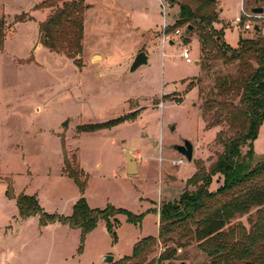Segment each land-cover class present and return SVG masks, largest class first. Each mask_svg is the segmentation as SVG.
I'll return each mask as SVG.
<instances>
[{
  "label": "rangeland",
  "instance_id": "obj_1",
  "mask_svg": "<svg viewBox=\"0 0 264 264\" xmlns=\"http://www.w3.org/2000/svg\"><path fill=\"white\" fill-rule=\"evenodd\" d=\"M41 1L0 0V18L13 26L0 51V264H91L101 255L113 256L115 263L120 259L114 256L130 255L135 237L157 238L160 209L178 201L185 189L193 190L185 182L197 162L208 168L222 153V144L214 141L220 127L207 129L206 122L214 118H201L203 104L213 97V80L193 64L197 38L185 43L180 38L185 28L178 29L180 36L166 34L177 6L162 0H84L88 8L76 62L38 44L39 24L46 16V10L36 9ZM217 1L221 17L217 14L213 28L223 30L226 44L236 48L238 37L253 34L232 21L241 6L251 11L252 4ZM26 15L28 20L15 21ZM184 47L191 63L181 58ZM139 52L147 55V65L130 73ZM209 64L211 72L236 75V65ZM123 119L106 128L82 129ZM183 139L192 144V161L174 166L173 161L183 159L174 151ZM124 149L139 162L135 176L126 174ZM254 151L264 156V125ZM64 156L72 173L85 180L82 190L67 177ZM221 184L222 178L215 176L209 190ZM20 195L34 197L46 216L22 217L16 205ZM80 198L92 208L111 206L142 215L141 222L131 224L124 215L110 214L116 241L98 220L81 243L80 232L65 235L60 223L46 218L70 216ZM237 222L245 224L246 217ZM162 252L159 246L149 260L206 262L194 244L177 249L174 260L167 262L157 261Z\"/></svg>",
  "mask_w": 264,
  "mask_h": 264
},
{
  "label": "trees",
  "instance_id": "obj_2",
  "mask_svg": "<svg viewBox=\"0 0 264 264\" xmlns=\"http://www.w3.org/2000/svg\"><path fill=\"white\" fill-rule=\"evenodd\" d=\"M162 1L170 7H178L177 17L166 34L193 27V31L182 40L188 43L191 37L197 38L200 70L213 80V97L203 104L201 118L205 122L207 117L214 118L206 122L205 127H220L214 141L222 144L223 151L208 168L197 162L195 171L185 182L193 190L185 189L178 201L160 209L157 238L138 241L131 255L113 264H154L155 259L149 260V257L159 246L163 252L157 261L167 262L174 260L177 249L191 244L206 257L203 264H264V156H258L254 151V142L264 125V30L261 25L264 20L258 22V31H252V37H239L237 47L232 48L224 41L223 30L213 28L218 20L216 0ZM249 2L251 10L264 8V0ZM87 8L84 0H42L36 5V9L46 10L45 19L38 28V44L68 59H78L82 54ZM29 18L28 15L16 16L15 21ZM12 31L13 26L7 25L4 17L0 18V51ZM212 61H219L224 66L236 65V75L211 72L209 62ZM125 120L82 129L93 131ZM63 164L67 177L82 190L85 180L80 181L78 175L72 173L65 156ZM215 176L222 178V184L211 192L209 189ZM16 205L24 218L37 213L46 216L41 213L34 197L20 195L16 198ZM110 214L124 215L131 224H139L142 217L111 206L91 209L80 198L70 216L46 218L79 229L81 243L96 227L97 221L102 220L114 242L116 236L109 221ZM242 217H246L245 224L237 222ZM81 249L82 246L77 252L80 253Z\"/></svg>",
  "mask_w": 264,
  "mask_h": 264
},
{
  "label": "water",
  "instance_id": "obj_3",
  "mask_svg": "<svg viewBox=\"0 0 264 264\" xmlns=\"http://www.w3.org/2000/svg\"><path fill=\"white\" fill-rule=\"evenodd\" d=\"M251 13L253 14H258L261 15L263 14V9L262 8H253L251 10ZM193 27L191 26H187L185 28V30L183 31V35L180 37L181 39L185 36H187L189 34L190 31H192ZM253 31L257 32L258 31V27L257 25H254L253 27ZM170 45H172V42H169ZM95 58H99L98 56H96ZM147 61H148V57L145 54V52H139L133 59L131 66L129 68V72L132 73L135 70H137L139 67L147 65ZM198 62H195V65H197ZM69 120H65L62 123V127H67ZM174 125L170 126V130L174 131ZM155 141L152 140V144L154 145ZM174 151L176 153H178L180 156H182L187 162H191L192 161V153H193V147L192 144L186 140L183 139L182 140V145H176L174 146ZM123 154H124V161H125V165H126V174L128 176H135L137 174V162L135 160V158L133 157V155L131 154V152L129 150L124 149L123 150ZM113 263V256L111 255H106L104 256L103 260H102V264H112ZM179 264H185L183 262L179 263Z\"/></svg>",
  "mask_w": 264,
  "mask_h": 264
},
{
  "label": "built area",
  "instance_id": "obj_4",
  "mask_svg": "<svg viewBox=\"0 0 264 264\" xmlns=\"http://www.w3.org/2000/svg\"><path fill=\"white\" fill-rule=\"evenodd\" d=\"M264 20L263 14L258 15V14H253L251 11H246L242 6L240 7V14L234 18L232 21L233 25L235 26H242L245 31H253L254 25H257L258 27V22ZM175 35L180 36L179 30L175 31ZM163 41H166V38L164 37ZM181 58L185 60L186 63H191L192 60L190 59V53L187 48H183L182 53H181ZM185 159H178L177 161H173L172 165L174 166H179L184 163Z\"/></svg>",
  "mask_w": 264,
  "mask_h": 264
},
{
  "label": "crops",
  "instance_id": "obj_5",
  "mask_svg": "<svg viewBox=\"0 0 264 264\" xmlns=\"http://www.w3.org/2000/svg\"><path fill=\"white\" fill-rule=\"evenodd\" d=\"M216 3H217V6H218V11H217V14H219V16H220V13H221V9H220V5H219V3H218V1L216 0ZM221 17V16H220ZM226 23H228V22H226ZM228 25V24H227ZM224 32V31H223ZM239 38V37H238ZM230 46V45H229ZM231 47V46H230ZM195 62H198V64L196 65V66H198L199 67V51L197 52V54H196V58H195V60L193 61V64L195 65ZM200 68V67H199ZM130 152H131V150H129ZM131 154H132V152H131ZM133 155V154H132ZM133 157L135 158V156L133 155ZM135 160H136V158H135ZM136 162H137V160H136ZM126 166V165H125ZM138 172H139V162H137V174H138ZM136 174V175H137ZM88 205V207L89 208H91V209H96V208H92V207H90L91 205H89V204H87ZM92 206H94V205H92ZM96 206V205H95ZM71 214V213H70ZM70 214H68V215H70ZM158 219V218H157ZM58 223V222H57ZM57 223H54L55 225H58ZM103 224H104V222H103ZM62 225V224H61ZM57 227H59V226H57ZM62 227V230L64 231L63 233H65V235H69V233L68 232H73L74 233V235H75V237H77V234H78V232H80V230L79 229H70L67 225H62L61 226ZM104 227H105V224H104ZM139 239H140V237H135L132 241H131V252H132V249H133V246H134V244L135 243H137L138 241H139ZM143 239V238H142ZM141 240V239H140ZM78 253V252H77ZM130 255H131V253H130ZM127 255H125V256H123V253H120V255H117V256H114V259L115 260H118V259H121V258H123V257H126ZM129 256V255H128ZM100 260L98 259V260H96V263H91V264H102V260H103V258H104V256L103 255H101L100 257ZM76 260H77V262L79 263V261L81 262V258L80 257H78V255H77V257H76Z\"/></svg>",
  "mask_w": 264,
  "mask_h": 264
}]
</instances>
